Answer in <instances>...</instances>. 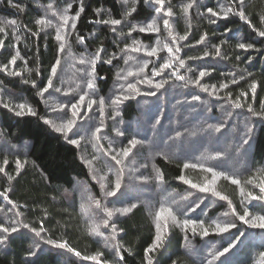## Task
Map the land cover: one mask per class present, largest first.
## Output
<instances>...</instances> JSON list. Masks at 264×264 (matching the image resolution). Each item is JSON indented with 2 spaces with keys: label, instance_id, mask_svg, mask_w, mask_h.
<instances>
[{
  "label": "trees",
  "instance_id": "16d2710c",
  "mask_svg": "<svg viewBox=\"0 0 264 264\" xmlns=\"http://www.w3.org/2000/svg\"><path fill=\"white\" fill-rule=\"evenodd\" d=\"M261 31L264 0H0V224L18 229L0 231V264H264ZM91 133L113 162L147 158L117 196L131 166L103 167L100 186L83 158ZM148 182L175 216L159 229ZM74 189L99 202L86 218L105 230Z\"/></svg>",
  "mask_w": 264,
  "mask_h": 264
},
{
  "label": "rangeland",
  "instance_id": "374dc122",
  "mask_svg": "<svg viewBox=\"0 0 264 264\" xmlns=\"http://www.w3.org/2000/svg\"><path fill=\"white\" fill-rule=\"evenodd\" d=\"M86 60H88V57H87ZM86 60L85 61L84 60H81V61L82 62H87ZM64 65H65V67H67V62L66 61H65V64ZM89 140H90L91 143L88 141L89 144L86 145L87 148L89 149V152H88L89 155H85V156H83V158H84V160H88V162H86V163L88 164V166H89V168H90V170L92 172L93 179H95L96 182L99 181L100 186H103V187L104 186H109V183H112L111 180L107 179L106 177L104 178V174L102 173V171H103L102 168L103 167L106 170V172H109L111 170V171H114V172H117L118 173L119 172V169L116 166H120V167L121 166L126 167L127 165H130L131 166L130 168H128V170L126 172H121V175L122 176L121 175L120 176L118 175L119 178L118 179L116 178V180L113 181V184H116V182L118 180H119V182H121L123 180V177L126 176V173L127 172L130 173V175L131 174L137 175L134 172H138V171L142 170V168H143L142 165H144V162H147V158L144 155H142V154H139L138 157H132V158H130L131 160L129 159V161H128L127 164H123V163H120L118 161H117V163L116 162H113V161H111L106 156V154H105V152H104L103 149L100 150V148H101L100 147V141H99V138L97 137V133H91L90 134V137H89ZM90 155H92V158H91ZM89 156H90V158L88 159ZM101 163H102V165H101ZM112 163H116V165H113ZM106 166H108V167L110 166L109 167L110 170L106 169ZM153 166H154L153 163H151L150 166H149V168L146 169V170L149 171L150 169L153 168ZM137 176H139V175H137ZM130 177H132V176H130ZM146 181H148V180L146 179ZM129 183L133 184L134 181H130ZM150 183L148 182L147 185H146V187L143 189V191L145 192V195H144V199L142 200V203L141 204L145 205L146 210L149 213H150V209H152V216L154 215L157 218V214L161 212V209L167 210L168 208L164 207L162 205V203H160V206H158V204H159V202L157 200V197L158 196L155 193L159 189L161 191H164L165 188H163V187H160V188L159 187L158 188L157 187H154L153 188V184L151 185ZM119 193H120V189L115 192V195L114 196H117ZM66 195H68L67 196L68 201H70L72 203L76 202L80 206L81 205L84 206V204L86 205L87 203H90L91 202L92 205L96 207V204L93 203L94 202V198H93L92 193H90V192L87 193L86 190L83 191V192H80L77 189H74L73 192H69ZM113 202L115 203L117 201L114 200ZM154 204H156V207L155 208H153L154 207ZM82 206H81V208H82ZM93 208H88L87 207V210L86 211H82L83 214H84L85 219L87 221H89V224H90V222L92 223L91 224L92 225V228L94 226L95 227L98 226V227L102 228L103 230H105L107 228V226L105 224L103 225L102 223L99 222V215L100 216H102V215L99 214L98 211H97L98 215H96V213L93 212V213H91V218L90 219H89L90 216L86 218V215L89 214L91 211H93ZM105 216H108V214L106 213ZM154 216H153V218H154ZM169 217L171 218L172 216L167 211H164L161 214L160 219L159 220L157 219V222L160 225V227H161V225H162V223L164 221H168V222L170 221V218ZM96 219L98 220L97 223L95 222ZM108 235H110V234H108Z\"/></svg>",
  "mask_w": 264,
  "mask_h": 264
},
{
  "label": "snow or ice",
  "instance_id": "6c2138e0",
  "mask_svg": "<svg viewBox=\"0 0 264 264\" xmlns=\"http://www.w3.org/2000/svg\"><path fill=\"white\" fill-rule=\"evenodd\" d=\"M157 2H158V3H161L162 0H157ZM241 3H243V0H241ZM189 7H191V4L185 6V11H187V8H189ZM208 12L211 13L213 16L219 15V13L213 12V10H212L211 8L208 9ZM168 14L170 15L171 12L169 11ZM240 15H241V18H244V14H243V13H240ZM224 16H225V17L227 16V12L224 13ZM63 19H64V23L67 24V22H68L67 18L65 17V18H63ZM213 22H214V21H213ZM12 23H15V21H12ZM36 23H37V24H44L45 21H44L43 19H41V20H37ZM48 23H51V22L49 21ZM110 23H112V24L115 25V24H120L121 21H120V20H112V21H110ZM164 23H165V26H167V23H168V22L165 21ZM73 27H74V25H73ZM148 28H149V29H152V25H149ZM140 30H141V31H144L145 29L142 28V29H140ZM153 30H154V29H153ZM259 34H260L261 36H264V31H261ZM184 38H186V37H181V39H184ZM57 39H63V37L57 35ZM81 39H82V38H81ZM203 39H204V38L202 37V38H201V42L203 41ZM165 47H167V45H165ZM237 47H239V48H241V49H244V48H246V47H247V48H250V47H252V46H251V45H246V44H244V43H240V44L237 45ZM61 48L63 49V46H61ZM134 50H138V49H134ZM168 51L171 52L172 49H171V48H168ZM155 52H156V49H153L152 52H151L150 54H151V55H154ZM217 54H219V49L217 50ZM17 55H18V54H17ZM15 60H16V57H13V58L11 59L10 63H13V64H14V63H15ZM109 62H110V61H109ZM181 63H183V61H181ZM169 66H170L169 64H165V65H164V67H169ZM5 67H7V66H5ZM53 74H55V68H53ZM203 75H204V73L202 72V73H201V76H203ZM157 86L159 87V85H157ZM48 87H51V82H50V81H49V85H48ZM88 87H89V88L93 87V84H92L91 82H89ZM130 87H131V86H130ZM251 87H252V91L254 92V91H255V85L253 84ZM45 91H47V88L43 89V91H42L40 94L42 95L43 92H45ZM80 99H81V102H82L83 99H84V97H81ZM117 102H118V101H117ZM101 103H103V101H101ZM237 106H239V105H237ZM18 107L21 109V111L18 112L17 115H22V114H23V110H24V108H25V105L21 104V105H19ZM75 107H76V106L73 105V108H75ZM28 112H30V113H32V114H35L34 112H32V109H31V108H28ZM72 124H73V122H72V121H69L68 123H64V124H62V125H60V126H55V125H53V126L56 127V130H57V131L65 132V133H66V132H68V131H71ZM97 131H99V129H97ZM69 142L72 143V144H77V143H78L77 140H71V141H69ZM130 143H131L133 146H135V144L137 143V141L132 140V141H130ZM129 151H130V150H125V151H124V155L127 156ZM113 159H115V157H113ZM118 162H119V161H118ZM5 163H7V161H5ZM17 164H18V167H19V161H17ZM186 167H187V165H186ZM0 171H2V169H0ZM209 171H211V169H209ZM9 178L11 179V177H9ZM232 182H233V183H239V181H237V180H233ZM115 186H116L117 189H119V187H120V182H119V180L116 182V185H115ZM102 187H103V186H102ZM193 187H196V185H193ZM204 190L207 191V189H204ZM261 191L264 192V188H261ZM114 194H115L114 192H108V193H107V195H114ZM222 198H224V197H222ZM260 198H262V197H253V199H260ZM95 203H96V206L99 207V202L97 201V202H95ZM133 207H135V205H133ZM81 210H82V211H86V210H87V206H82ZM118 211H121V212H123V213H127V212L131 211V209H130V208H125V209H121V210H118ZM164 211H167V212H169V213L171 214V209H167V210H165V209H161V212L157 214V219H158V220L160 219V216H161V214H162ZM107 214H108L109 216L112 215L111 212H108ZM248 215H249V213H248V212H245L244 215L240 216L239 218H240L241 220H244L245 223H249L250 221L247 220V219H245V217L248 216ZM172 218H173V220H175V216H174V215H173ZM253 219L259 220V225H258V226L264 228V216H261V217H254ZM104 223L107 224V221H104ZM187 223H188V222L185 221V224H187ZM234 226H235V225H231V227H234ZM253 226H256V225H253ZM24 227L27 228L28 225L25 224ZM159 227H160V225L157 224V229H159ZM217 228H219L220 231H223V232L228 231V226H225V227L221 228L220 225H217ZM0 231H2V232H4V233H9V231H11V232H16V231H18V229L15 228V227L9 229L8 227H4L3 224H0ZM33 231H35V230L33 229ZM91 231H92V232H97L98 229H97V227L94 226V227L91 229ZM35 235H36V236H39V235H40V232H35ZM6 238H7L6 236H0V243H4V241L6 240ZM160 239H161V237L158 235V236H157V241H159ZM49 243H52V241H49ZM58 246H59V247H64L65 245H64V244H60V245H58ZM153 247H154V248H155V247H158V244H154ZM225 251H227V249H225ZM31 254L34 255L35 253H31ZM76 254L79 255V253H76ZM92 259H95V257H92Z\"/></svg>",
  "mask_w": 264,
  "mask_h": 264
}]
</instances>
